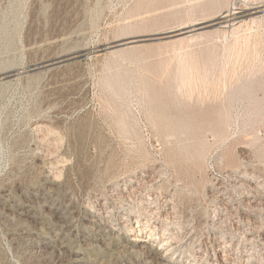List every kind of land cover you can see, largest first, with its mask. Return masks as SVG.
<instances>
[{"label": "rangeland", "instance_id": "374dc122", "mask_svg": "<svg viewBox=\"0 0 264 264\" xmlns=\"http://www.w3.org/2000/svg\"><path fill=\"white\" fill-rule=\"evenodd\" d=\"M0 264H264V0H0Z\"/></svg>", "mask_w": 264, "mask_h": 264}, {"label": "bare ground", "instance_id": "6f19581e", "mask_svg": "<svg viewBox=\"0 0 264 264\" xmlns=\"http://www.w3.org/2000/svg\"><path fill=\"white\" fill-rule=\"evenodd\" d=\"M241 2H242L241 4H243V1H241ZM243 5H244V4H243ZM243 5H242V6H243ZM235 7H236V6H235ZM238 7H239V6H238ZM244 8H245V7H244ZM246 8H247V7H246ZM235 9H236V8H235ZM237 9H238V8H237ZM240 9H242V8H240ZM240 9H239V10H240ZM242 10H243V9H242ZM243 11H244V10H243ZM245 11H246V10H245ZM234 13H235V14H242V12H234ZM232 14H233V13H232ZM226 15H228V13H227ZM226 15H225V16H226ZM228 16H229V15H228ZM222 17H224V16L222 15ZM240 17H242V16H238V18H240ZM241 20H242V19H241ZM226 22H227V21H226ZM226 22H224V24L221 26L222 28H226V27H227V25H226L227 23H226ZM195 25H197V24H195ZM195 25H194V26H195ZM191 27H192V26H191ZM233 30H234V29H233ZM236 32H237V31H236Z\"/></svg>", "mask_w": 264, "mask_h": 264}]
</instances>
